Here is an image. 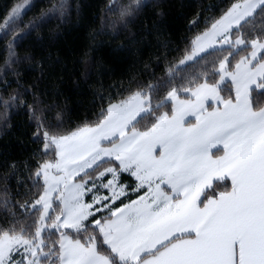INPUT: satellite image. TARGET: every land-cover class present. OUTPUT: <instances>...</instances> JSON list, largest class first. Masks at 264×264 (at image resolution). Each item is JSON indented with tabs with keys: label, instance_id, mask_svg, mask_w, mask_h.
<instances>
[{
	"label": "trees",
	"instance_id": "trees-1",
	"mask_svg": "<svg viewBox=\"0 0 264 264\" xmlns=\"http://www.w3.org/2000/svg\"><path fill=\"white\" fill-rule=\"evenodd\" d=\"M245 1L0 0V239H36L42 215L36 204L45 190L38 174L54 156L50 138L100 125L111 106L136 95L148 100L150 111L133 123L130 133L149 132L161 118L171 117L172 92L191 100L189 91L206 84L217 89L221 101L208 105V111L235 102L234 86L222 81L220 66L226 61L232 73L255 43L264 45V5L229 33V44L183 62L198 37ZM262 63L264 51L254 66ZM249 101L254 112L264 109V77L249 92ZM111 168L119 173L120 185L132 184L115 160L102 162L75 183L104 187L100 175ZM215 191L232 190L218 181ZM108 194L106 189L93 201ZM61 207L54 205L48 225L61 216ZM99 216L101 223L112 218ZM63 236L95 249L111 264H127L91 219L79 230L44 232L41 264H62Z\"/></svg>",
	"mask_w": 264,
	"mask_h": 264
},
{
	"label": "crops",
	"instance_id": "crops-1",
	"mask_svg": "<svg viewBox=\"0 0 264 264\" xmlns=\"http://www.w3.org/2000/svg\"><path fill=\"white\" fill-rule=\"evenodd\" d=\"M263 4L264 1L256 6V9ZM256 48H259L261 52L257 59L252 60V65L264 51V45L255 43L254 50ZM254 50L253 52L256 51ZM252 53L244 61L249 60ZM259 65H255V67ZM237 73L238 70L235 74ZM263 77L264 71L260 70L254 85L242 93H236L235 102L225 103L221 109L209 111L208 114L204 113L196 130L201 139L200 143L207 145L201 147H155L148 153V159L137 160L142 164L147 163L145 167L158 176L171 177L174 180L179 177L175 182L179 191H182L177 193L179 199L173 197L168 201L161 219L144 229L147 234H144V230H138L134 234L125 235L130 224L129 212L133 208L142 209L149 199L162 197L163 194L157 190H149L145 197L115 210H111L112 201L127 196L126 191L120 197H115L109 192L108 197L104 196L108 201L106 205H100V198L93 201L95 199L93 197L89 202L85 199L92 209L75 230L83 228L94 212L100 213L99 215L102 217L112 216L111 220L100 223L98 227L106 244L124 263L134 260L133 253H138L139 250L144 251L143 258L150 255V250L157 243L167 240L175 234L177 238L184 236L187 238L171 244V247L167 249L164 259L168 261V264H182L183 261L192 259L205 261L207 264H234V261L235 264H241V260L244 264H259V261L264 259V251L260 247L261 225L264 224V216L260 212L261 195L259 191L261 177L264 175V132L256 136L254 143L245 155L233 154L231 160L225 158V152L229 150H221L219 145L224 139H234L232 134L239 129L248 128L253 131L264 129V115H262L264 109L259 113L254 112L249 101V92L257 86ZM211 90L215 92L214 100L220 99L217 89ZM203 109L204 104L196 114ZM173 117H175V112L171 118ZM189 119V117H184L180 125L183 126ZM159 124H161V120L156 126ZM194 125L188 126L193 127ZM212 149H217L213 154L217 157L216 159L209 155ZM130 151L133 152V149ZM153 151L158 153L153 154L155 159H152ZM131 152L128 153L131 154ZM215 153L220 154L216 156ZM225 176H233L238 182H241V191L236 195H233L232 191L222 194L204 206H197L191 201L190 196L195 194L198 197L199 192L211 185L214 178L218 182L223 181ZM110 179L103 183L106 189L111 185ZM116 180L119 184V176L116 177ZM139 185L138 183L137 186ZM119 186L122 185L119 184ZM250 189L252 190L250 191ZM94 205H100V207L94 208ZM169 207L171 211H168ZM195 226H199L202 232V243L192 248L185 241L192 237ZM61 249L62 264H111L95 249L87 248L68 236L62 237ZM150 258L152 257H147L144 260Z\"/></svg>",
	"mask_w": 264,
	"mask_h": 264
},
{
	"label": "rangeland",
	"instance_id": "rangeland-1",
	"mask_svg": "<svg viewBox=\"0 0 264 264\" xmlns=\"http://www.w3.org/2000/svg\"><path fill=\"white\" fill-rule=\"evenodd\" d=\"M263 1L247 0L234 5L230 12L210 31L195 40L193 53L186 58L183 65L190 63L212 48L229 44V33L248 19L257 10L256 6ZM255 50L249 60L242 61L237 66V74H235L236 70L232 73L227 70L226 61L220 66L222 81L231 82L237 94L254 85L260 70L264 71V63L256 67L252 65V60L257 59L261 52L259 48ZM211 89L215 88L204 84L189 91L191 100L181 99L176 92H172L168 101L173 104L175 117L161 118L159 128L156 126L145 134L130 133L129 131L139 117L150 111L147 106L148 100L144 96L136 95L125 102L111 106L100 125L76 131L68 136L50 138L48 148L54 156L42 166L38 174L45 184V190L36 204L42 210L36 239L28 241L21 236L1 238L0 264H41V259L45 256L43 253L44 242L42 241L44 232L57 229L75 230L79 226L92 209L85 200L87 195L92 198L96 194H105L106 188L99 182L96 183L97 185L89 186L92 182L82 184L75 183V180L92 171L102 162L119 161L123 172L131 171L140 185L150 184L149 190L160 192L159 182L167 181L171 177L158 176L145 167L147 163L142 164L137 160L148 159V153L155 147H201L207 145L200 143L201 139L196 127L204 113L208 114V105L221 103L219 98L214 100L215 92H212L214 90ZM203 104L204 109L196 114ZM184 117L190 119L182 126L180 123ZM192 124H195L194 128L188 126ZM131 149L133 152L130 151ZM154 151L152 159L156 158L153 157ZM128 152H131L132 155ZM106 171L100 175V180L102 181L105 173H111V179L109 178L111 185L107 187L108 192H111L115 197H120L126 190L125 187L119 186L116 180L119 173L114 168ZM103 199L106 198H101V201ZM56 204H61L62 214L58 216L54 224L48 225L47 221ZM144 234H147V231L144 230Z\"/></svg>",
	"mask_w": 264,
	"mask_h": 264
},
{
	"label": "snow or ice",
	"instance_id": "snow-or-ice-1",
	"mask_svg": "<svg viewBox=\"0 0 264 264\" xmlns=\"http://www.w3.org/2000/svg\"><path fill=\"white\" fill-rule=\"evenodd\" d=\"M264 115V113H262ZM261 132H264V129H260L259 131H253L251 129H239L232 134L234 139L228 138L224 139L222 144L219 145L221 150L228 149L229 151L225 152V158L227 160H231L233 154L238 156H243L247 153V151L251 148L252 144L255 141L256 136H258ZM45 136L48 135L47 132L44 133ZM217 149H212L209 152L210 156L215 157L213 154ZM158 154V153H154ZM175 163V161H172ZM119 161H116V165L118 166ZM128 176L132 180V184H125L124 187L127 188L132 195L127 196L126 198H120L118 200H113L111 203V210L117 209L119 206H123L126 202L131 204L133 201H136L139 198L145 197L146 193H148L150 184L148 185H138V181L134 175H132L131 171H129ZM111 177V173H105L102 177V181H105ZM179 177L175 178L178 180ZM174 179L170 178L167 181L159 182L160 192L163 194L162 197H154L149 199L148 203L142 208L137 209L133 208L129 212V228L128 232L125 235H131L137 232L138 230L147 229L154 223H157L161 217L165 213V205L168 204V201L175 197L179 199L180 197L177 195L179 191L178 185ZM217 180L214 178L211 185L206 186L203 191L199 192L198 197L193 194L191 197V201L194 202L197 206H204L209 201L216 200L221 194L215 191V185ZM223 183L228 186L233 195H236L241 191L240 183L233 176H225L223 179ZM252 189H250L251 191ZM260 195H261V215L264 216V175L261 177L260 187H259ZM106 194V193H105ZM109 199H111L109 197ZM108 203L107 200L101 201L100 205H106ZM100 205H94V208H99ZM168 211H171V208H168ZM91 223L94 226H98L101 223L100 216L98 212H94L90 217ZM177 240V236L173 234L167 240L157 243L151 250L150 256L152 258L144 260V251L139 250L138 253L134 252L133 256L134 260L127 262V264H168V261L164 259V255L169 247H171V241ZM185 243L189 247H196L202 243V232L199 229V226H195L192 237L185 241ZM261 250L264 251V224L261 225V240H260ZM182 264H207L205 261L192 259L183 261ZM235 264V261H234ZM241 264H244L243 260H241ZM259 264H264V259L259 261Z\"/></svg>",
	"mask_w": 264,
	"mask_h": 264
}]
</instances>
